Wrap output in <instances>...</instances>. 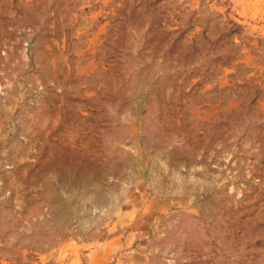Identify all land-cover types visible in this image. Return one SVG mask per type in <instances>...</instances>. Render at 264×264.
Segmentation results:
<instances>
[{
	"label": "rangeland",
	"instance_id": "374dc122",
	"mask_svg": "<svg viewBox=\"0 0 264 264\" xmlns=\"http://www.w3.org/2000/svg\"><path fill=\"white\" fill-rule=\"evenodd\" d=\"M0 264H264V0H0Z\"/></svg>",
	"mask_w": 264,
	"mask_h": 264
}]
</instances>
